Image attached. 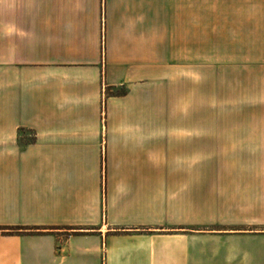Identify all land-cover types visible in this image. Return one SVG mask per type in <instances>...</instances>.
Returning <instances> with one entry per match:
<instances>
[{"label":"crops","instance_id":"obj_1","mask_svg":"<svg viewBox=\"0 0 264 264\" xmlns=\"http://www.w3.org/2000/svg\"><path fill=\"white\" fill-rule=\"evenodd\" d=\"M190 101L258 149L182 168ZM0 229V264H264V0H0Z\"/></svg>","mask_w":264,"mask_h":264},{"label":"rangeland","instance_id":"obj_2","mask_svg":"<svg viewBox=\"0 0 264 264\" xmlns=\"http://www.w3.org/2000/svg\"><path fill=\"white\" fill-rule=\"evenodd\" d=\"M189 106L190 112L183 115L182 125H192V127L201 125V127L197 128L198 130L188 128L184 131L187 136L182 137V168L191 165V161L196 157L203 160L199 167L202 169L213 168V165L217 163L222 164L220 168H233L235 163L243 161L245 153L258 149L259 139L257 137L248 138L250 128L255 125H227V122L220 125L222 122L219 124L217 121L218 116L219 119L222 118L221 115L208 112L203 115L206 119L201 118L200 115L194 113L193 101H190ZM160 133L156 130V134ZM179 146L175 139L169 141L170 152H176ZM218 157L223 161H213Z\"/></svg>","mask_w":264,"mask_h":264},{"label":"trees","instance_id":"obj_3","mask_svg":"<svg viewBox=\"0 0 264 264\" xmlns=\"http://www.w3.org/2000/svg\"><path fill=\"white\" fill-rule=\"evenodd\" d=\"M1 230V229H0Z\"/></svg>","mask_w":264,"mask_h":264}]
</instances>
